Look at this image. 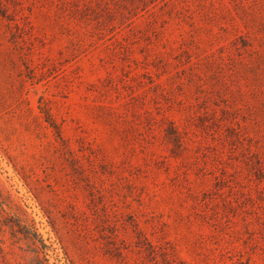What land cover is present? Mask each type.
Returning <instances> with one entry per match:
<instances>
[{"label": "rangeland", "instance_id": "374dc122", "mask_svg": "<svg viewBox=\"0 0 264 264\" xmlns=\"http://www.w3.org/2000/svg\"><path fill=\"white\" fill-rule=\"evenodd\" d=\"M0 264H264V0H0Z\"/></svg>", "mask_w": 264, "mask_h": 264}]
</instances>
